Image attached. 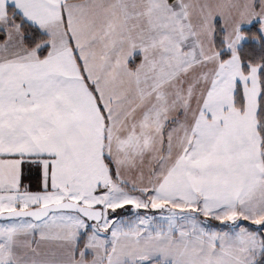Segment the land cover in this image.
Returning <instances> with one entry per match:
<instances>
[{"label":"snow or ice","instance_id":"obj_1","mask_svg":"<svg viewBox=\"0 0 264 264\" xmlns=\"http://www.w3.org/2000/svg\"><path fill=\"white\" fill-rule=\"evenodd\" d=\"M0 264H264V0H0Z\"/></svg>","mask_w":264,"mask_h":264},{"label":"crops","instance_id":"obj_2","mask_svg":"<svg viewBox=\"0 0 264 264\" xmlns=\"http://www.w3.org/2000/svg\"><path fill=\"white\" fill-rule=\"evenodd\" d=\"M33 187H35V182L33 181Z\"/></svg>","mask_w":264,"mask_h":264}]
</instances>
